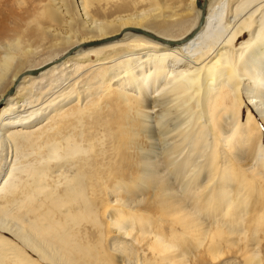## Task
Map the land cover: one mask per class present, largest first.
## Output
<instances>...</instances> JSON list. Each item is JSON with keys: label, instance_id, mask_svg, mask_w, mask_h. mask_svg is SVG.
Wrapping results in <instances>:
<instances>
[{"label": "bare ground", "instance_id": "bare-ground-1", "mask_svg": "<svg viewBox=\"0 0 264 264\" xmlns=\"http://www.w3.org/2000/svg\"><path fill=\"white\" fill-rule=\"evenodd\" d=\"M11 1L0 0V264L82 259L77 253L89 246L74 241L52 206H62L55 185H82L90 142L103 145L97 106L127 121L121 135L144 150L133 188L155 190L182 226L176 239L190 231L202 244L207 235L245 232L249 203L236 185L248 172L264 176V0H240L224 35L211 41L208 30L222 24L217 0H14L17 12ZM159 110L160 151L147 123ZM121 187L107 221L126 242L111 245L145 242L151 224L114 203ZM176 241L154 233L144 249L160 264H187ZM130 257L119 262L137 264Z\"/></svg>", "mask_w": 264, "mask_h": 264}, {"label": "rangeland", "instance_id": "rangeland-1", "mask_svg": "<svg viewBox=\"0 0 264 264\" xmlns=\"http://www.w3.org/2000/svg\"><path fill=\"white\" fill-rule=\"evenodd\" d=\"M13 1L14 0L10 2L8 8L11 11L17 12L21 5L17 6L18 3L15 1L14 4ZM239 3L240 0H217V4H220L218 6L221 9L220 17H222L220 21L222 24L220 29L212 30L211 28V30H208L206 35L207 37L211 36V39L208 40L211 41L212 39L224 35V32L228 28V23L231 19L233 20L236 15L235 9ZM255 4L256 3L248 7L249 9L242 13V16L240 15L239 18H241V20L239 24H242L244 18L250 16L248 12L255 7ZM13 7L14 10H12ZM240 11L242 12V9ZM258 14L259 12L256 13V16H258ZM256 16L254 14V17ZM249 37L250 35L248 32L240 37L235 43L236 48H239L241 43ZM92 58V60L96 59L95 56ZM17 60L16 58L15 62H17ZM14 71L13 67L9 74H12ZM5 84L2 88L7 86V84ZM149 94L147 97L154 101L156 97L155 94ZM244 101L247 104L249 103L245 95ZM112 108H114L113 105ZM94 109V112H96L94 114L98 116L99 121L104 123V133L102 135L104 139L103 145H98V142L88 143V150L84 155L82 154L83 156L81 158L83 159L80 170L82 174V185H77L69 190H65V188H67L65 182L64 184L55 185V189L57 190L56 193L58 198L60 197L59 200H61L62 206H60L59 209L52 206L54 216L59 219L68 220L70 225L68 226L75 234L74 241L81 245L89 246L82 252L77 253L78 257L82 258L79 260L78 264H123V262H119L120 258L123 259V257H129V255L132 257H130V259L139 260V264H142L140 261L141 259L144 260L143 264H160L153 258L154 255L151 250L144 249L146 241L150 240L154 233L162 234L169 241L172 240L175 242V240H177L176 251L186 253L187 264H264V176L254 175V173L247 171L248 173L246 172L247 174H245L250 181L248 182L247 180L244 186L241 184H238L240 185L238 186L236 185L237 182L235 183L236 188L239 187L244 189V197L247 198V204L249 203L245 209V212L247 211V213H245L247 214V219L243 225L244 233H226L216 235L214 238L207 235L202 244L196 241L195 236L192 232L190 233V231L186 232V234L183 233L184 235L176 239V234L183 231L182 226L177 222L175 215L168 214L164 211L161 204H159L154 197L155 190H138L137 187L133 188L134 179L138 173L137 153L143 152L144 150L142 148H134L129 132H126L129 135L125 133L121 135L123 128H129L127 121L121 124L117 111L114 113L108 112L112 114L109 115L108 113L105 114L102 112L99 106ZM160 111L161 110L157 112L154 111L152 115L155 116V118L151 116V119L149 117L147 119V123L149 122L148 124H150L149 127L154 129L152 131L153 139L150 136L152 140L148 138L149 143L156 142L158 151H160V143L166 138L165 129L162 127L158 128L159 122H157L158 118L156 114ZM246 114L247 109L244 106V118ZM260 123L262 124L264 139V123L261 121ZM162 134L165 136L164 139ZM89 136L90 134L88 132L85 133L87 139ZM84 144H87L86 140ZM34 157H36V155H34ZM84 159L87 161L86 164ZM252 163L254 166L255 162L253 161ZM48 178V182L54 179L51 174ZM60 181L63 180L60 179ZM119 182L122 184L118 192L119 194L116 196L119 200L114 203H119L127 215H133L151 224L150 231H152V234L149 235L148 240H145V242H133L130 243L131 246L126 243L120 244L119 242H126V239L123 240L119 232L115 231L107 221L108 213L111 210V204H113L112 200L115 199L114 190ZM197 205H199V202ZM66 208H69L70 213L63 216L59 210L62 209L61 211H63ZM73 215H75L74 219H72ZM207 220H209V217ZM209 221H211V219ZM141 226V223H139L137 229L141 228ZM135 231L134 234H136ZM77 232L78 234H76ZM192 236L194 238H190ZM112 241L119 242L116 243V245H111ZM111 246H113V248ZM212 246H216L217 248L215 249L219 250L217 258H214L210 250ZM40 263L45 264L42 260H40Z\"/></svg>", "mask_w": 264, "mask_h": 264}, {"label": "water", "instance_id": "water-1", "mask_svg": "<svg viewBox=\"0 0 264 264\" xmlns=\"http://www.w3.org/2000/svg\"><path fill=\"white\" fill-rule=\"evenodd\" d=\"M198 6H199V7H202V6H203L202 3H201L200 1L198 2ZM30 74H35V72L33 71V72L30 73ZM12 92H14V89H11V90H10V93H12Z\"/></svg>", "mask_w": 264, "mask_h": 264}]
</instances>
